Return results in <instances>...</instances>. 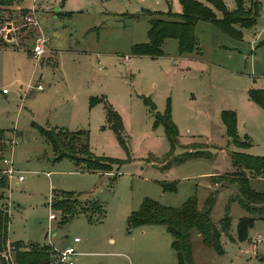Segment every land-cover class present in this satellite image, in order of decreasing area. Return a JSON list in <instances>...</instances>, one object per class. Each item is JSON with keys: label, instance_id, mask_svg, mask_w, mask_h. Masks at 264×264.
Masks as SVG:
<instances>
[{"label": "rangeland", "instance_id": "rangeland-1", "mask_svg": "<svg viewBox=\"0 0 264 264\" xmlns=\"http://www.w3.org/2000/svg\"><path fill=\"white\" fill-rule=\"evenodd\" d=\"M223 1L229 11L236 9L235 0ZM255 1L260 7L254 26L234 27L240 38L200 21L198 51L180 55L177 42L169 39L158 58L133 55L131 48L148 43L149 15L181 14L179 0H51V8L42 6L38 12L37 6L36 13L33 0H22L17 6L27 8L0 13V129L5 131L0 154L12 157L25 178L23 183L13 180L0 201L8 209L10 241L27 248V243L52 244L57 250L72 246L82 254L75 264H178L164 225L129 229V216L146 199L181 208L195 195L201 209L216 191L210 219L218 226L238 187L236 180L215 184L213 177L234 171L233 153L264 157V110L249 100L251 90L264 88V0ZM56 11L72 14L59 17ZM31 13L49 40L44 63L26 49L37 34L24 23ZM6 21L18 30H7ZM7 33L18 41L6 40ZM91 97H105L119 115L123 142L107 122L103 105L89 108ZM144 99L160 114L169 106L178 130L174 149L163 127L154 126V113ZM225 111L235 113L237 137L246 146L226 136L221 121ZM33 124L82 131L94 158L116 163L109 172L98 173L84 172L69 160L54 162L51 146ZM13 138L12 148L8 142ZM191 152L211 158L176 164ZM169 183L176 184L175 192L163 191L161 185ZM249 184L264 192V176L251 178ZM60 192L73 193L84 208L96 202L102 216L92 213L90 222L87 215L77 214L60 227L61 213L50 209L53 195ZM228 210L229 233L220 238L224 253L217 255L193 230V264H264V221H256L248 241L240 243L237 222L247 214L237 203ZM51 212L56 219L50 222ZM75 237L79 244L72 243ZM15 254L2 250L0 260L17 264ZM4 255L10 256L8 261Z\"/></svg>", "mask_w": 264, "mask_h": 264}, {"label": "trees", "instance_id": "trees-1", "mask_svg": "<svg viewBox=\"0 0 264 264\" xmlns=\"http://www.w3.org/2000/svg\"><path fill=\"white\" fill-rule=\"evenodd\" d=\"M22 0H0V13L8 12L13 6ZM182 12L179 15L169 11L166 14L154 13L149 15L148 43L135 45L131 48L133 55L158 58L162 55V45L165 40L173 39L178 44L180 55H186L193 50H199L196 38V26L200 21L210 23L222 32L240 38L241 33L234 27L244 29L254 26L259 13L260 2L255 0H235L236 9L229 11L223 0H179ZM246 3L249 7L246 8ZM216 12L221 16L218 18ZM8 22V21H6ZM10 23V22H8ZM264 46V44H262ZM249 100L264 110V88L253 89L249 92ZM144 103L152 111L155 127H163L166 137L174 149L178 144V130L171 120L170 108L167 106L164 113L156 112L154 104L150 99H144ZM103 105L107 122L111 124L112 130L120 137L122 132V121L119 115L111 108L105 97H91L89 108ZM221 121L226 130V136L237 146H246L240 143L236 133V115L234 112L225 111L221 115ZM42 135L44 140L51 146L54 162L69 160L77 167L87 172H109L111 164L116 162L103 158H94L89 149L88 136L82 131L66 132L59 129H45L33 124ZM5 131L0 130V149L3 148ZM126 148V147H124ZM1 151V150H0ZM203 152H191L177 158L176 164H182L189 160L210 159L209 154ZM233 172L213 177L215 184L225 180H236L238 194L230 199L227 212L220 220L218 226L214 225L210 216L216 204L217 192H213L206 198L201 209L198 207L197 196H192L181 208H167L158 203L146 199L139 209L128 218V228L134 229L147 225H164L166 231L172 237L171 247L176 253L178 264H193L190 232L195 230L202 237L205 246L210 247L217 255H222L223 248L220 238L222 234L228 235L230 226L229 206L237 203L246 212L247 216L239 218L236 227V239L244 243L249 239V231L254 227L256 221H264V192H257L251 188L249 180L254 177L264 176V157H252L245 154L233 153L231 155ZM84 166V168H82ZM164 192H175L176 184H162ZM6 187L0 182V201L4 199L2 190ZM85 203V202H84ZM88 203V202H87ZM87 207V206H86ZM50 209L61 213L59 226H64L77 214L88 216L96 213L98 218L102 216V209L93 202L89 208H84L75 199L71 192H60L53 195ZM93 213V214H92ZM9 215L0 206V252L7 250V245L16 254L17 264H51L54 251L51 246L28 244V248L20 242L8 241ZM264 260V259H261ZM0 264H7L0 260Z\"/></svg>", "mask_w": 264, "mask_h": 264}, {"label": "built area", "instance_id": "built-area-1", "mask_svg": "<svg viewBox=\"0 0 264 264\" xmlns=\"http://www.w3.org/2000/svg\"><path fill=\"white\" fill-rule=\"evenodd\" d=\"M24 23L25 25L32 26L35 29L39 28V24L35 18L34 13L28 14L24 17ZM48 39L44 37L42 33H40L34 42L31 54L32 57L36 60L39 61L44 54L46 53V46L48 44ZM37 90L42 91L43 88L41 86L36 87ZM3 94L7 93L6 90L2 91ZM9 147H14L16 145L15 139H11L10 142H8ZM6 156V155H5ZM0 154V182H4L6 184V187L3 190H9L10 184L12 183L13 180H15L18 183H22L24 181V176L22 172L19 170L15 169L13 162H12V157H5ZM8 213V209H6ZM56 219V216L51 212L49 214L48 220L54 221ZM79 239L75 238L74 243H79ZM52 245V244H51ZM49 245V246H51ZM7 251L8 253H11L13 251L11 247H9V244L7 246ZM54 254H53V259L51 261V264H75V259L78 256V254L75 252V250L71 247L65 248L64 250H57L54 247H52ZM6 261L10 258L6 255L3 256Z\"/></svg>", "mask_w": 264, "mask_h": 264}, {"label": "crops", "instance_id": "crops-1", "mask_svg": "<svg viewBox=\"0 0 264 264\" xmlns=\"http://www.w3.org/2000/svg\"><path fill=\"white\" fill-rule=\"evenodd\" d=\"M34 1H35V3H34ZM51 2V0H49V2L47 1V0H33V9H34V11H35V9H36V7L38 6L39 8H38V12L39 11H41V12H43V8H42V6H45V8H51V6L50 7H48L47 5H49V4H51L50 3ZM55 2V1H54ZM201 2H202V0H201ZM38 3V4H37ZM246 8H248L249 7V4L248 3H246ZM27 8V7H25V5H22V4H20L19 5V7L17 6V5H15L14 7H12V8ZM37 12V13H38ZM78 12V11H77ZM35 13H36V11H35ZM56 15L57 16H59V17H61L62 15H64V16H70L71 14H72V12L70 13V12H64V11H61V12H58V11H56ZM53 15H55L54 13H52ZM35 15V14H34ZM216 15H217V12H216ZM37 16V15H36ZM218 17V16H217ZM219 18V17H218ZM150 19V18H149ZM8 24H10L11 26H12V29H13V32H16L17 30H18V28H14V25H12V23H8V22H5L4 23V25H5V28H6V26L8 25ZM196 28H197V26H196ZM37 30V34H36V37L40 34V33H42L43 34V32L38 28V29H36ZM195 34H196V31H195ZM6 35V34H5ZM44 35V34H43ZM36 37H35V39H36ZM45 37V36H44ZM11 40H12V43L13 42H17L18 40H17V37H14L12 34H11ZM169 40V39H168ZM34 42H35V40H33L29 45H28V48H26L27 49V52L29 53V56L32 58V54H31V51H32V49L31 48H33V45H34ZM165 42V41H164ZM48 44H49V41H48ZM48 44H47V46H48ZM5 47H7V45L5 46ZM18 48L17 49H20V47L19 46H17ZM47 54H48V51H47V49H46V53L44 54V56L39 60V61H37V62H39V63H44L45 62V56H47ZM49 55V54H48ZM47 60H50V62L52 63V66H55L56 65V62L54 61L55 59L54 58H52V57H50V58H48ZM50 64V63H49ZM97 106H99V104L98 105H96L95 107H97ZM94 107V108H95ZM1 130V129H0ZM66 160V159H65ZM84 171V170H83ZM85 172V171H84ZM99 173V172H98ZM24 182V181H23ZM22 182V183H23ZM5 192V190H2V192ZM3 201V200H2ZM4 205H7V204H4ZM0 206H2V203H1V205ZM8 206V205H7ZM3 208H7L6 206L5 207H3ZM75 238H77V237H75ZM74 238V239H75ZM9 239V238H8ZM74 239H73V244L75 245V244H79L80 243V241H79V243H74ZM9 241H10V239H9ZM11 242V241H10ZM12 242H14V241H12ZM28 244H37V243H27V245ZM38 245V244H37ZM69 247H71V248H73L74 249V247H72V246H68V247H66V248H69ZM65 249V248H64ZM64 249H62V250H64ZM75 250V249H74ZM76 252V251H75ZM77 253V252H76ZM78 254V256L79 255H82V254H80V253H77Z\"/></svg>", "mask_w": 264, "mask_h": 264}, {"label": "water", "instance_id": "water-1", "mask_svg": "<svg viewBox=\"0 0 264 264\" xmlns=\"http://www.w3.org/2000/svg\"><path fill=\"white\" fill-rule=\"evenodd\" d=\"M12 28V26L10 25V24H8L7 26H6V29L7 30H10ZM6 40H11V35L9 34V33H7L6 34ZM46 237V236H45Z\"/></svg>", "mask_w": 264, "mask_h": 264}]
</instances>
